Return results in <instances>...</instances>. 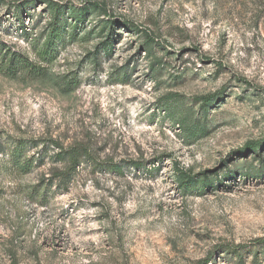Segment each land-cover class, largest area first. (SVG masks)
Masks as SVG:
<instances>
[{
  "label": "rangeland",
  "instance_id": "rangeland-1",
  "mask_svg": "<svg viewBox=\"0 0 264 264\" xmlns=\"http://www.w3.org/2000/svg\"><path fill=\"white\" fill-rule=\"evenodd\" d=\"M50 1L100 8L0 73V264H264V0ZM46 8L0 0V39L38 59Z\"/></svg>",
  "mask_w": 264,
  "mask_h": 264
},
{
  "label": "trees",
  "instance_id": "trees-1",
  "mask_svg": "<svg viewBox=\"0 0 264 264\" xmlns=\"http://www.w3.org/2000/svg\"><path fill=\"white\" fill-rule=\"evenodd\" d=\"M87 3V4H86ZM86 4V5H85ZM85 6L76 9L73 5H63L57 2L47 0L48 22L42 36L41 44L36 46L34 51L38 58H30L27 53H19L11 50L9 46L0 39V73L6 76H15L20 72H25L31 78L42 77L46 74V67L40 63L50 62L57 53L59 44L64 43L68 38L73 39L77 36V28L83 23L85 17L96 9L100 8V4L93 2H85ZM18 9L16 10V14ZM72 19L70 24L68 19ZM71 26L70 32L67 27ZM106 46V41L103 45ZM202 100L205 104L210 101L209 96H204ZM253 149H257V144L249 143ZM55 147L60 150L52 154L47 161L50 163L51 175L50 180L57 185H68L74 178V171L83 162L87 161L88 150L81 143H76L67 148H60L58 144ZM33 159H22L19 154L13 151L10 155L7 165L12 166L16 170H28ZM46 160L42 159L36 162L37 165L46 164ZM6 165V164H5Z\"/></svg>",
  "mask_w": 264,
  "mask_h": 264
}]
</instances>
